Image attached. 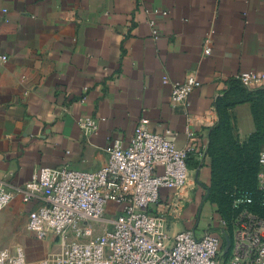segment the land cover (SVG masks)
I'll use <instances>...</instances> for the list:
<instances>
[{
    "label": "crops",
    "instance_id": "0c3cea01",
    "mask_svg": "<svg viewBox=\"0 0 264 264\" xmlns=\"http://www.w3.org/2000/svg\"><path fill=\"white\" fill-rule=\"evenodd\" d=\"M248 71H264V0H0V183L14 192L0 211V249L21 248L29 262L55 252L53 238L28 231L36 201L24 203L19 189L40 168L99 169L105 148L127 147L141 119L152 132L170 131L177 148H194L192 171L202 166L215 103ZM187 77L200 87L185 108L170 93ZM229 114L235 138L246 141L255 131L251 105ZM85 117L96 133L82 134ZM199 192L170 236L207 227L209 202Z\"/></svg>",
    "mask_w": 264,
    "mask_h": 264
},
{
    "label": "built area",
    "instance_id": "2783aa9c",
    "mask_svg": "<svg viewBox=\"0 0 264 264\" xmlns=\"http://www.w3.org/2000/svg\"><path fill=\"white\" fill-rule=\"evenodd\" d=\"M152 33L156 38L155 29ZM209 45L207 37L206 55ZM235 79L254 90L264 81V71L242 72ZM198 87L195 77L173 83L171 102L186 108ZM217 121L210 122L208 132ZM78 126L84 136L98 130L91 117L79 119ZM170 133L152 132L148 120L141 119L129 145L116 141L106 147V162L95 171L38 169L19 189L24 203L36 201L27 229L40 240L53 238L57 249L35 262L21 248L0 249V264H264V150L258 155L255 195L236 193L230 220L215 213L200 236L190 229L170 236L169 227L194 199L201 167L192 171L188 158L194 148H177ZM202 158L204 163L205 153ZM163 190L166 200L161 199ZM13 194L0 183V211ZM89 221L98 223V232Z\"/></svg>",
    "mask_w": 264,
    "mask_h": 264
},
{
    "label": "trees",
    "instance_id": "16d2710c",
    "mask_svg": "<svg viewBox=\"0 0 264 264\" xmlns=\"http://www.w3.org/2000/svg\"><path fill=\"white\" fill-rule=\"evenodd\" d=\"M243 103L251 105L255 131L240 143L233 134L229 111ZM215 110L218 121L209 130L204 163L200 167L208 180L202 182L199 175V181L206 187L207 201L217 207L216 212L222 218L230 220L235 215L232 201L236 193L255 195L258 155L264 147V89L248 90L234 79L224 97L216 101ZM199 165L196 162L193 170Z\"/></svg>",
    "mask_w": 264,
    "mask_h": 264
},
{
    "label": "rangeland",
    "instance_id": "374dc122",
    "mask_svg": "<svg viewBox=\"0 0 264 264\" xmlns=\"http://www.w3.org/2000/svg\"><path fill=\"white\" fill-rule=\"evenodd\" d=\"M199 183H201V181H199ZM196 190H198V192L200 191L199 194H198V197H199V198H200V197H203V199H205V200L208 199V197L204 196L206 192H204V191L202 192L200 187H196ZM194 196H196V195H194ZM205 200H204V201H205ZM215 207H216V206H215ZM203 208H204V209H202V211H204V212H209V213H210L209 217L205 218V219H207V221H208V220H210V219L213 217L214 210H213V208H212V205H210L209 203H206V205H204ZM114 212H115V210H112V211L110 212V214L113 215ZM88 225H90L92 228H94L97 232H98V230H99V228H100L99 225H98V223H95L94 221H89V222H88ZM97 232H96V233H97Z\"/></svg>",
    "mask_w": 264,
    "mask_h": 264
},
{
    "label": "water",
    "instance_id": "95a60500",
    "mask_svg": "<svg viewBox=\"0 0 264 264\" xmlns=\"http://www.w3.org/2000/svg\"><path fill=\"white\" fill-rule=\"evenodd\" d=\"M197 173H198V171H197ZM197 173H196V176H198ZM198 184H200L199 181H198ZM225 241H226L225 251H227L229 249V246H230V240L228 239V237H226Z\"/></svg>",
    "mask_w": 264,
    "mask_h": 264
}]
</instances>
